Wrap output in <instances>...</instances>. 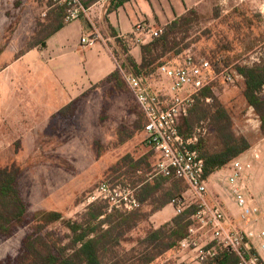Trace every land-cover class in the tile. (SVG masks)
<instances>
[{
    "label": "rangeland",
    "instance_id": "374dc122",
    "mask_svg": "<svg viewBox=\"0 0 264 264\" xmlns=\"http://www.w3.org/2000/svg\"><path fill=\"white\" fill-rule=\"evenodd\" d=\"M224 8L219 0H212L209 14L202 15L196 11L198 18L187 31L177 35L179 53H170L160 62H181L189 54L196 58L209 57L220 51L218 59L221 57V61H227L226 67L238 71L243 66L240 64L264 41V14L260 9H251L246 3L240 7H227V12ZM65 12V6L57 2L0 0V89L10 90L14 96L16 91L26 88L25 82L20 79L21 72L16 70L20 65L18 57L34 49L43 51L42 45L33 46L45 40L61 18L65 17L67 22ZM151 41L149 38L145 44ZM109 46L119 70V64L124 59L123 49L116 45V41L109 42ZM11 65L15 68L13 76L8 68ZM148 75L161 79L158 69ZM244 89L242 78L233 84L218 81L214 84L213 94L231 116L234 132L256 144L264 135L260 130L259 117L245 100ZM13 96L10 97L13 102L8 105V111L15 117H20L22 113L26 127L10 126L5 132L4 143L0 144V167L19 170L18 182L30 220L22 225L13 224L9 234L0 230V264H22L26 253L24 241L28 236H52L47 237L52 243L69 234L62 221L47 226L38 234L40 223L34 219L36 213L55 211L61 213L64 220H77L87 212L92 204L89 202L91 194L104 180L139 186L146 178L150 182L162 179L154 175L155 151L145 141L143 115L121 71L118 78L92 85L70 102L73 104L72 111L64 115L56 114L48 125L40 124L39 128H29L28 124L34 123L28 119V110ZM206 102L213 103L211 99ZM206 107L204 105L202 110L195 112L196 115L202 114ZM198 126L206 128L205 135L200 139V142L203 141L202 152L218 151L220 145L212 133L209 119ZM127 154L135 159L149 156V173H127L126 168L120 169V161ZM228 174L229 171L224 169L219 179L220 186L209 185V190L223 201L234 224L240 225V209L225 181ZM161 184L157 198L174 185L171 182ZM250 190V195L257 200L253 189ZM157 207L158 203L150 199L141 212L152 215ZM168 211L169 215L162 220L155 213L149 216L148 221L138 225L127 235L133 241L123 243L117 254L136 256V253L132 254V249L138 248L137 239L143 238L150 227L159 228L163 226V221L169 219L168 223H171L177 216L173 206ZM169 260L178 264L173 253L160 255L151 264H166Z\"/></svg>",
    "mask_w": 264,
    "mask_h": 264
},
{
    "label": "trees",
    "instance_id": "16d2710c",
    "mask_svg": "<svg viewBox=\"0 0 264 264\" xmlns=\"http://www.w3.org/2000/svg\"><path fill=\"white\" fill-rule=\"evenodd\" d=\"M95 1V0H91ZM97 1V0H96ZM85 5L89 4L85 2ZM66 8V7H65ZM66 14V12H65ZM198 18L196 10L191 9L185 15L177 18L163 29V34L153 39L147 44L140 46L142 53V62L138 64L130 54L129 40L116 37V45L123 49L124 59L117 69L106 80L118 78L120 71L132 72L135 74L148 75L151 71L158 69L160 62L168 54L179 53L177 35L188 30V27ZM68 23L65 17L61 18L57 27L48 35V37L33 46H43L46 40L62 29ZM31 48V49H33ZM220 52V51H219ZM206 57L216 65V67L227 66V61L220 62L218 53ZM24 55V54H23ZM20 55L18 58H20ZM150 71L148 72V70ZM239 72L244 77L245 89L243 95L248 105L251 106L260 120V130L264 135V61L254 67L239 68ZM214 84L203 88L196 96L195 102L188 110L186 115H182L179 121V129L183 136L189 137L194 134L197 125L203 120L209 119L211 130L218 140L220 149L216 152L208 150L202 152L205 161V177L209 179L214 173L224 169L234 159L238 158L251 147L245 136H238L233 129V122L227 110L219 104L213 94ZM207 99L212 100L208 104ZM206 109L200 115L197 111ZM73 109V104L64 107L59 115H64L67 111ZM196 112V113H195ZM143 115V114H142ZM199 127V126H198ZM154 151V150H153ZM126 168L127 173H139L144 171L149 173L151 163L149 156H143L135 159L131 154H127L120 161V169ZM19 170L16 168L0 167V230L4 234H9L13 224L22 225L30 220L28 216V207L22 197L20 185L18 182ZM162 179H156L150 182L148 178L144 179L139 186H132L130 183H122L108 179L113 185L122 184L135 190L136 197L141 203V207L132 212H123L114 210L108 212L109 204L106 201H96L89 205L87 212L79 216V219L64 220L61 213L55 211H40L34 215V219L40 224L37 228L40 234L45 228L57 222H64L69 234L60 237L58 241L52 243L48 240L52 236H28L24 241L25 258L22 264H151L160 255L173 253L179 247V243L188 234L189 227L193 224L191 217L197 210L196 206L185 210L182 214L175 216L171 223H167L159 228L150 227L143 238L137 239L138 248L132 249V254L136 256L125 257L117 254V249L129 240L128 234L133 231L142 222L149 220V216L158 213L167 207L174 199L182 196L187 190V185L180 179H170L160 176ZM107 181V180H104ZM174 183L170 190L163 191L157 198L161 189V183ZM134 184V182H132ZM184 184V188L183 185ZM185 190V191H184ZM184 192V193H183ZM154 199L158 207L152 215L142 213L144 204ZM48 237V238H47ZM67 241L66 243H64ZM238 256L228 251L222 252L216 258L203 264H239ZM166 264H175L167 262Z\"/></svg>",
    "mask_w": 264,
    "mask_h": 264
},
{
    "label": "built area",
    "instance_id": "2783aa9c",
    "mask_svg": "<svg viewBox=\"0 0 264 264\" xmlns=\"http://www.w3.org/2000/svg\"><path fill=\"white\" fill-rule=\"evenodd\" d=\"M45 1L65 6L67 23L87 19L92 32L84 35L81 42L92 46L101 39L96 19L106 12L113 0H98L90 7L83 0ZM163 31V28L154 30L146 23H138L135 27L138 43L158 38ZM218 60L223 62L221 57ZM263 61L264 41L240 65H243L241 68L254 67ZM121 72L145 119V141L156 156L154 175L180 179L187 185L182 197L170 203L176 215L189 207H197L191 217L193 224L173 252V258L178 264H203L228 251L238 256L239 264H264V206L250 195L245 182L247 172L253 168L255 154H242L224 168L229 171L225 181L230 194L240 209V225H237L228 215L223 201L209 190L205 161L198 147L206 128L197 127L189 137L183 136L179 129L180 117L187 114L195 96L218 81L233 84L239 78L244 79L239 69L218 68L206 57L196 58L189 54L184 61L162 64L158 68L161 77L158 80L154 75ZM100 200L109 204V213L114 210L132 212L141 207L134 189L113 185L108 180L101 182L89 198L92 203Z\"/></svg>",
    "mask_w": 264,
    "mask_h": 264
},
{
    "label": "crops",
    "instance_id": "0c3cea01",
    "mask_svg": "<svg viewBox=\"0 0 264 264\" xmlns=\"http://www.w3.org/2000/svg\"><path fill=\"white\" fill-rule=\"evenodd\" d=\"M212 0H113L106 12L96 19L97 30L101 35L94 45L82 44L81 38L89 36L92 28L87 19L74 21L65 25L62 29L51 35L43 44V51L34 49L21 56L17 72L24 83L25 89L16 91L14 96L10 90L0 89V144L4 143L5 132L10 126L25 128V119L8 111V105L13 102L11 96L17 97L25 106L28 119L34 124H28L29 128H39L40 124L48 125L53 117L75 98L88 90L92 85L106 80L118 69V63L114 60L109 42L118 38L129 40L130 54L138 64L142 62L140 46L135 34L138 23H146L154 30L164 28L177 18L194 9L202 15L210 13ZM227 7L235 5L240 7L246 3L251 9H260L264 14V0H219ZM90 7L98 0H85ZM234 3V4H233ZM228 5V6H227ZM229 9V8H228ZM99 12V11H98ZM264 17V15H263ZM10 74L15 72L14 66H9ZM31 87H36L32 89ZM8 113V115H7ZM144 118V117H143ZM19 123V124H17ZM20 123L22 125L20 126ZM145 124V119H144ZM259 125V124H258ZM250 143V142H249ZM246 153L255 154L253 168L247 172L246 185L255 192L257 202L264 206V136L256 144H251ZM214 173L209 178V185L219 184L221 172ZM214 179L211 182V179ZM250 190V191H251ZM169 204L157 214L160 219L169 215ZM171 211V210H170ZM156 214V215H157ZM169 219L161 225L168 223Z\"/></svg>",
    "mask_w": 264,
    "mask_h": 264
}]
</instances>
